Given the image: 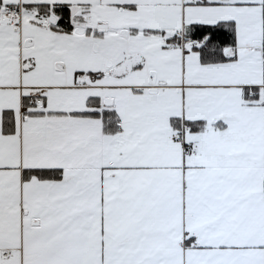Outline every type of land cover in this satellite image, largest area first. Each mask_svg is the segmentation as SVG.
I'll use <instances>...</instances> for the list:
<instances>
[{
	"label": "snow or ice",
	"instance_id": "obj_1",
	"mask_svg": "<svg viewBox=\"0 0 264 264\" xmlns=\"http://www.w3.org/2000/svg\"><path fill=\"white\" fill-rule=\"evenodd\" d=\"M0 264H264V0H0Z\"/></svg>",
	"mask_w": 264,
	"mask_h": 264
}]
</instances>
